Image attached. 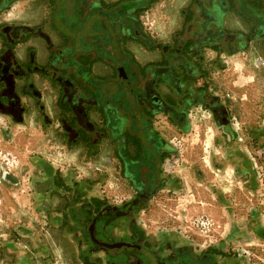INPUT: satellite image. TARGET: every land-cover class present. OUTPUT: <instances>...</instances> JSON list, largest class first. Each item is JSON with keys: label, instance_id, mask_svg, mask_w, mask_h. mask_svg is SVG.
Wrapping results in <instances>:
<instances>
[{"label": "flooded vegetation", "instance_id": "flooded-vegetation-1", "mask_svg": "<svg viewBox=\"0 0 264 264\" xmlns=\"http://www.w3.org/2000/svg\"><path fill=\"white\" fill-rule=\"evenodd\" d=\"M15 1L21 0H0V15ZM160 1L40 0L38 22L0 26V117L29 126L26 116L34 110L41 136L59 144L55 155L48 150L28 158L36 171L29 178L30 204L39 225L0 236V264H57L45 243L50 231L70 264H220L214 253L174 235L149 237L138 215L156 193L164 160L175 155L157 119L167 116L186 129L190 112L200 106L227 122L221 101L210 93L209 75L264 42V0H190L179 9L181 23L169 43L148 33L149 13ZM230 13L243 29L224 26ZM31 39L41 43L44 65L37 63L36 47L27 49L25 63L16 60L15 47ZM130 42L159 52L160 59L141 63ZM94 64L110 69L117 92L98 87L103 82L93 76ZM40 84L56 95L54 119L41 103ZM103 142L109 151L90 176L64 161L66 152L83 145L80 161L88 164ZM109 169L135 191L130 199L117 202L106 193ZM3 178L16 183L9 171Z\"/></svg>", "mask_w": 264, "mask_h": 264}, {"label": "rangeland", "instance_id": "rangeland-1", "mask_svg": "<svg viewBox=\"0 0 264 264\" xmlns=\"http://www.w3.org/2000/svg\"><path fill=\"white\" fill-rule=\"evenodd\" d=\"M171 1L158 2L148 16V33L161 41ZM28 6L42 9L40 0L17 1L12 9ZM255 47L227 58L224 71L211 69L210 93L221 101L227 122L221 124L223 119L216 121L200 106L190 112L186 129L167 116L157 119L175 155L164 160L156 193L138 215L149 237L174 235L197 250L213 252L220 264H264V42ZM106 92L112 95L117 87L108 86ZM17 138L31 146L22 149ZM58 146L48 144L35 126L8 125L0 117L1 237L20 225H39L30 204L29 178L36 171L28 158L48 150L55 155ZM101 148L109 151L106 142ZM94 161H89L91 169L99 167ZM6 171L14 175L15 185L3 178ZM107 177L112 200L134 195L113 169Z\"/></svg>", "mask_w": 264, "mask_h": 264}, {"label": "crops", "instance_id": "crops-1", "mask_svg": "<svg viewBox=\"0 0 264 264\" xmlns=\"http://www.w3.org/2000/svg\"><path fill=\"white\" fill-rule=\"evenodd\" d=\"M21 1H26V0H21ZM190 0H172L170 4V9L171 12L168 14V18L166 20L167 26H165L164 33L162 35V41L158 40L161 43H169L171 39V35L176 29L179 28L180 25V17H179V9L186 6ZM203 1V0H202ZM207 1V0H204ZM17 1H15L16 3ZM13 3L11 7H9V10L5 11L0 15V26L6 25V24H25V23H35L38 22L39 19L42 16V9L37 8L35 10L29 9V6L24 9L23 11L21 10H16L13 11ZM155 6V5H154ZM224 26L231 30V31H238V29H243L244 25L241 19H238V17L233 14H227L225 19H224ZM51 35V39L53 40L54 43L58 44L59 41L57 39V36L54 32H49ZM2 43L3 39L0 37V52L2 51ZM30 47H36L37 48V63L40 65L45 64V53L44 50L42 49L41 43L36 40V39H31L29 42L24 43V44H19L15 47V56L16 60L23 64L26 61V51ZM127 47L133 54L136 55L138 61L141 63H147L152 60H159L160 59V53L155 51V52H148L144 50L138 43H133L130 42L128 43ZM93 76L98 78L101 82H103V85H98L99 88H101L103 91L108 90V86H113L115 83V80L112 79L111 71L108 69L105 65L102 64H94L91 67ZM109 83V84H108ZM39 88L42 91V98H41V103L44 104L45 112L46 114L51 117V118H56L57 114L56 111L58 110L56 108V95L52 94L51 91H49L48 87H46L44 84H40ZM161 90L164 91V93H171V90L169 91L166 86L161 85L160 86ZM26 119L29 122H32L31 126H35L38 128L37 123H36V111L32 110L27 113ZM39 129V128H38ZM41 135V133H40ZM46 137V136H45ZM48 139V137H47ZM16 142L20 145L22 149H27L31 146V142L29 140H25L22 138H17L15 139ZM85 148L83 145H78L71 149L70 151L66 152V156L64 157V161L68 165H75L77 166L83 174L85 175H92V169L91 165L82 163L81 157L82 154L85 152ZM106 151L101 150V154L95 158V161L93 163L96 164H102V157L105 156ZM62 163V162H61ZM92 163V164H93ZM97 165V166H100ZM95 168V167H94ZM45 243L49 247L52 256L54 257L55 261L57 264H70L71 262L68 261L67 259V252L64 250L63 245L61 242L58 240L57 233L55 231H50L48 232L47 235H45Z\"/></svg>", "mask_w": 264, "mask_h": 264}, {"label": "trees", "instance_id": "trees-1", "mask_svg": "<svg viewBox=\"0 0 264 264\" xmlns=\"http://www.w3.org/2000/svg\"><path fill=\"white\" fill-rule=\"evenodd\" d=\"M212 253H213V252H212ZM212 256H213V255H212ZM215 261H217L216 258H215V260H214L213 262H215Z\"/></svg>", "mask_w": 264, "mask_h": 264}]
</instances>
